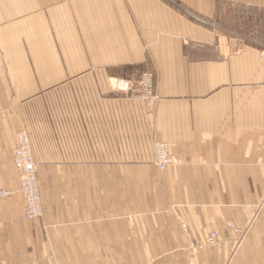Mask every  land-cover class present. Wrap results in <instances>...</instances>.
Segmentation results:
<instances>
[{
  "label": "crops",
  "instance_id": "1",
  "mask_svg": "<svg viewBox=\"0 0 264 264\" xmlns=\"http://www.w3.org/2000/svg\"><path fill=\"white\" fill-rule=\"evenodd\" d=\"M109 1L0 0V188L25 130L41 204L0 200V264H264V0Z\"/></svg>",
  "mask_w": 264,
  "mask_h": 264
},
{
  "label": "built area",
  "instance_id": "2",
  "mask_svg": "<svg viewBox=\"0 0 264 264\" xmlns=\"http://www.w3.org/2000/svg\"><path fill=\"white\" fill-rule=\"evenodd\" d=\"M260 56L264 58V47L260 49ZM141 86L145 87V95L151 97L153 89L152 75L149 72H145L142 76ZM144 99V98H143ZM149 99V98H148ZM145 101V99H144ZM151 103L149 99L148 104ZM146 104V103H145ZM147 106V105H146ZM155 163L160 171L165 170L168 166L173 165L176 160L172 155L170 148L163 143H154ZM12 163L17 171L19 193L23 195L27 202L26 218L34 219L38 218L40 213V196H39V184L37 180L36 164L31 156L30 142L27 135L24 132H19L16 135V146L12 153ZM11 196L9 191L4 189L0 190V199ZM211 238L208 239L210 244L214 242Z\"/></svg>",
  "mask_w": 264,
  "mask_h": 264
},
{
  "label": "rangeland",
  "instance_id": "3",
  "mask_svg": "<svg viewBox=\"0 0 264 264\" xmlns=\"http://www.w3.org/2000/svg\"><path fill=\"white\" fill-rule=\"evenodd\" d=\"M69 1H71V0H69ZM68 0H67V2H69ZM84 2H108V0H105V1H103V0H83ZM124 0H111V1H109V2H123ZM158 1H160L161 3H164V4H167V5H169V6H172V7H174L175 8V11L177 12V13H179V14H182L184 17H186V18H188L190 21H192V22H194V23H196L197 25H199V26H204V27H210V28H213V29H215V30H217L218 31V29H219V27H217V26H213V25H209V24H207V25H204L203 23H204V21H203V19L201 18V17H199L198 15H196V14H194L192 11H190V10H188V9H183V8H181L177 3H176V1L175 0H158ZM219 32V31H218ZM52 63L51 64H57V61H58V58H57V54H52V56H51V60H50ZM147 70H144L141 74H140V77L137 79V80H135L134 81V84H133V86H132V88H130V86H129V80H127V81H124V83H125V86H124V88L123 89H125V90H129V89H132V90H129L130 91V93H131V96H135L136 98H139L142 102H143V104H144V107H145V109H146V111L148 112V113H152L153 111H154V108H155V106H156V103H157V100H158V98L156 97V95L154 94V92H153V89H152V94H151V97H148L149 95H145V87H142L141 86V81H143V79H142V76H143V74L146 72ZM148 72V71H147ZM147 91V90H146ZM145 99V101H144V99ZM151 99V103H149L148 104V101H149V99ZM146 103V104H145ZM147 105V106H146ZM19 132H24L26 135H27V133H26V131L25 130H22V129H20V130H17V131H15L14 132V134H13V142H14V147L16 146V135H17V133H19ZM27 138L29 139V137H28V135H27ZM30 141V140H29ZM160 143H163V144H166V143H164V142H160ZM168 147H169V145L168 144H166ZM14 147H13V149H14ZM170 148V147H169ZM12 153H13V150H12ZM172 153V152H171ZM172 155H173V153H172ZM174 156V155H173ZM11 157H12V155H11ZM175 157V156H174ZM175 160H176V158H175ZM155 162V161H154ZM35 163V162H34ZM176 163V162H175ZM174 163V164H175ZM36 164V163H35ZM173 164V165H174ZM155 165H156V163H155ZM170 166H172V165H170ZM170 166H168V167H170ZM157 167V166H156ZM167 167V168H168ZM14 168V167H13ZM158 169V168H157ZM15 170V169H14ZM36 170H37V166H36ZM159 170V169H158ZM160 171V170H159ZM16 172V171H15ZM38 180V179H37ZM17 182H18V176H17ZM4 190L6 189V188H3ZM0 190H2V187L0 188ZM11 190H13V191H16L17 190V188H15V189H11ZM7 191V190H6ZM10 192V191H9ZM11 193V192H10ZM13 195H20L21 197H22V199H23V195H21V194H17V193H15V194H13ZM12 194H11V196H9V197H6V198H3V199H0V200H6V199H8V198H10V197H12L13 196ZM23 203H24V219L25 220H27V221H30V220H35V219H37V218H35V219H27L26 217H25V201H24V199H23ZM39 218V217H38ZM182 223H183V221H182ZM182 228V227H181ZM217 233V237H216V239H215V242H214V244L213 245H210V246H205V247H207L211 252H216L217 251V249L218 248H216V247H214V246H217L218 244H220V242L218 243V240H219V233L218 232H216V231H212L209 235H207V237L204 239V241H203V243L201 244V246L202 245H206L205 244V240L207 239V238H209L210 237V235L212 234V233ZM232 233L233 234H239L238 232L237 233H235V232H233L232 231ZM234 251H229V255H228V262H230V260H231V255H232V253H233Z\"/></svg>",
  "mask_w": 264,
  "mask_h": 264
},
{
  "label": "bare ground",
  "instance_id": "4",
  "mask_svg": "<svg viewBox=\"0 0 264 264\" xmlns=\"http://www.w3.org/2000/svg\"><path fill=\"white\" fill-rule=\"evenodd\" d=\"M119 86H121L122 87V89L124 88V86H125V83H124V81H119ZM30 142V141H29ZM30 149H31V146H30ZM31 156H32V152H31ZM154 158H155V152H154ZM12 165H13V163H12ZM14 167V166H13ZM15 169V168H14ZM15 171H16V169H15ZM17 172V171H16ZM19 189H20V187L18 188V190L16 191V193L17 194H20L19 193ZM12 194V193H11ZM40 196V195H39ZM23 199H24V201H25V211L27 210V202H26V200H25V198L23 197ZM40 213H41V204H40ZM25 217H26V212H25ZM40 217V216H39ZM28 219V218H27ZM35 219V218H34ZM180 223V225H181V227H182V229L183 230H185V228H186V226H185V223H182V221H180L179 222ZM226 227L228 228V229H230L231 231H233V232H235V233H239L240 232V230L239 229H237L236 227H235V225L232 223V222H227L226 223ZM214 235V242H215V239H216V237H217V233H212L211 235H210V237L209 238H211V240L213 241V236ZM209 238H207L206 240H205V244L208 246H210V245H213L214 244V242H213V244H210L209 242H208V239ZM206 245H202V246H206Z\"/></svg>",
  "mask_w": 264,
  "mask_h": 264
}]
</instances>
